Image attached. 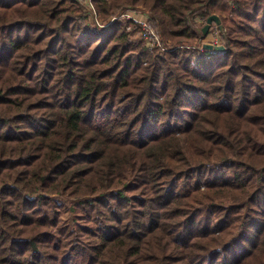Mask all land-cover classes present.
<instances>
[{
	"label": "trees",
	"instance_id": "1",
	"mask_svg": "<svg viewBox=\"0 0 264 264\" xmlns=\"http://www.w3.org/2000/svg\"><path fill=\"white\" fill-rule=\"evenodd\" d=\"M93 2L0 0V264H264V0Z\"/></svg>",
	"mask_w": 264,
	"mask_h": 264
},
{
	"label": "built area",
	"instance_id": "2",
	"mask_svg": "<svg viewBox=\"0 0 264 264\" xmlns=\"http://www.w3.org/2000/svg\"><path fill=\"white\" fill-rule=\"evenodd\" d=\"M83 4L85 5L86 8H88L90 11H92L94 19L97 21L98 24L102 27H108L110 26L117 18L121 17L125 20H130L133 19L136 23H138L140 27V33L143 39L147 41V44L149 47L155 48V47H163L162 39L160 37L159 31L151 24V22L147 19H137V18H131L129 13L126 11H123L119 13L118 15L114 16L112 20L107 23V24H102L101 21L98 19L97 11L94 5L93 0H82ZM129 28V27H128ZM218 31L216 30V35L214 37V42L213 44H219V35Z\"/></svg>",
	"mask_w": 264,
	"mask_h": 264
},
{
	"label": "rangeland",
	"instance_id": "3",
	"mask_svg": "<svg viewBox=\"0 0 264 264\" xmlns=\"http://www.w3.org/2000/svg\"><path fill=\"white\" fill-rule=\"evenodd\" d=\"M129 13V15H130V17L131 18H137V19H147V20H149V15L147 14V13H145V12H143L141 9H135V10H126V13ZM112 20V19H111ZM111 20H106L105 22L106 23H109ZM130 20H132L134 23H136L133 19H130ZM197 20V19H196ZM101 21V20H100ZM150 21V20H149ZM103 21H101V23H102ZM115 22V21H114ZM113 22V23H114ZM129 23V25H128V30H130V31H134L135 30V24L134 23ZM112 23V24H113ZM151 24L157 29V27L151 22ZM110 26H108V27H105L104 29H108ZM158 30V29H157ZM216 30H217V28H216V26L210 31V34H209V36H207V38L204 40V42H206V43H213L214 42V37H215V33H216ZM159 31V30H158ZM133 36H135V38H142L143 39V37L141 36V33H140V28H137V30L133 33ZM220 42V41H219ZM146 43H147V41H146ZM163 46H164V44H163ZM157 48H159V49H164L163 47L162 48H160V47H157ZM64 215L65 216H67V213L65 212L64 213Z\"/></svg>",
	"mask_w": 264,
	"mask_h": 264
},
{
	"label": "water",
	"instance_id": "4",
	"mask_svg": "<svg viewBox=\"0 0 264 264\" xmlns=\"http://www.w3.org/2000/svg\"><path fill=\"white\" fill-rule=\"evenodd\" d=\"M213 22H216L217 24H219L220 28L223 29V24H222L220 17L218 15H211L208 18L206 25L203 27V34L204 35L208 34V31L210 30L211 24ZM205 46L208 48H211V49L215 48L217 50H224L225 49V46L222 44L214 45L212 43H206Z\"/></svg>",
	"mask_w": 264,
	"mask_h": 264
}]
</instances>
